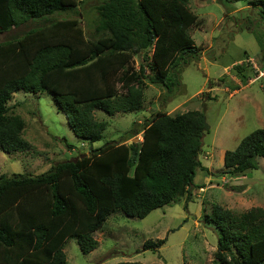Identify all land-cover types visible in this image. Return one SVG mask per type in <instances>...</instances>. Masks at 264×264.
<instances>
[{"label": "trees", "instance_id": "1", "mask_svg": "<svg viewBox=\"0 0 264 264\" xmlns=\"http://www.w3.org/2000/svg\"><path fill=\"white\" fill-rule=\"evenodd\" d=\"M250 1L219 0L245 2L264 20V0ZM188 4L103 0L87 37L76 17L78 0H0V35L20 31L0 43V150H29L25 122L9 106L18 92L49 93L69 128L89 144L99 142L107 127L95 113L110 117L140 110L145 81L173 94L180 67L200 52L189 32L201 20ZM64 13L72 16L57 17ZM139 55L136 69L132 61ZM233 69L240 75L244 71L242 64ZM202 119L198 111L156 113L129 137L141 134L137 143H108L37 176L1 175L0 264H67L66 243L75 239L83 254L93 252L98 246L94 234L112 214L144 219L182 198L189 202L196 172L207 171L199 161ZM258 159H264V129L224 153L220 174L256 170ZM203 218L218 233L216 264H264V208L236 214L213 205ZM164 244L148 240L142 249L156 252Z\"/></svg>", "mask_w": 264, "mask_h": 264}, {"label": "rangeland", "instance_id": "2", "mask_svg": "<svg viewBox=\"0 0 264 264\" xmlns=\"http://www.w3.org/2000/svg\"><path fill=\"white\" fill-rule=\"evenodd\" d=\"M102 1L78 0L80 16L76 17L87 37L97 18L95 7ZM188 7L201 20V25L189 32L200 52L185 68L180 67L179 87L170 95L145 81L140 110L110 117L96 112V118L107 123L99 142L89 144L79 139L47 92H18L9 102L11 112L25 122L23 138L29 150L15 154L0 150V176H37L59 162L88 157L108 143L127 141L156 113L177 116L198 111L208 127L199 155L207 171L196 172L193 199L187 202L182 198L144 219L112 214L94 234L98 246L93 252L83 254L75 239L66 243L67 264H216L218 233L214 226L203 223L204 215L213 205L236 214L264 208V159H258L256 170L242 175L220 174L224 153L234 150L250 133L264 129V20L245 2L189 0ZM71 16L64 13L57 17ZM19 32L0 35V43ZM150 56L151 52L144 55L148 64ZM141 63L140 55L132 61L136 69ZM237 64L244 68L241 75L233 69ZM140 135L135 137L138 142ZM148 240H165V244L156 252H144L142 247Z\"/></svg>", "mask_w": 264, "mask_h": 264}, {"label": "water", "instance_id": "3", "mask_svg": "<svg viewBox=\"0 0 264 264\" xmlns=\"http://www.w3.org/2000/svg\"><path fill=\"white\" fill-rule=\"evenodd\" d=\"M202 120H203V124H204V126H203V131H202V137H203V136H204V132L208 130V127H207L206 124H205V119H204V117H203ZM134 141H135V142H134ZM137 142H138V139H137V138H134V139L130 140V141L128 142V144L137 143Z\"/></svg>", "mask_w": 264, "mask_h": 264}, {"label": "crops", "instance_id": "4", "mask_svg": "<svg viewBox=\"0 0 264 264\" xmlns=\"http://www.w3.org/2000/svg\"><path fill=\"white\" fill-rule=\"evenodd\" d=\"M138 123H140V121L138 122ZM140 135V134H139ZM140 138H141V135L139 136ZM141 141V140H140Z\"/></svg>", "mask_w": 264, "mask_h": 264}, {"label": "built area", "instance_id": "5", "mask_svg": "<svg viewBox=\"0 0 264 264\" xmlns=\"http://www.w3.org/2000/svg\"><path fill=\"white\" fill-rule=\"evenodd\" d=\"M261 75H264V74H261Z\"/></svg>", "mask_w": 264, "mask_h": 264}]
</instances>
